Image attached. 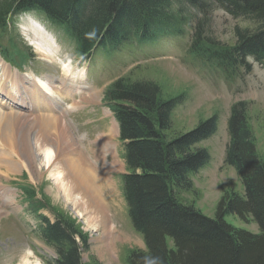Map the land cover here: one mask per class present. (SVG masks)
Returning a JSON list of instances; mask_svg holds the SVG:
<instances>
[{"label":"rangeland","instance_id":"rangeland-1","mask_svg":"<svg viewBox=\"0 0 264 264\" xmlns=\"http://www.w3.org/2000/svg\"><path fill=\"white\" fill-rule=\"evenodd\" d=\"M178 8L174 4L173 12L179 13ZM213 9L205 35L223 46L236 43L237 27L251 30L257 27L252 19L234 18L221 8ZM183 14L178 23L181 31L166 33L157 43L145 47L136 42L125 44L120 51L108 56L97 55L92 62L78 56L74 40L64 29L52 24L43 13L26 12L12 19L11 27L3 32L0 43L8 51L17 49V52L24 55V59L21 62L9 51L15 62L13 66H9L3 63L0 56V125L3 121L13 120V124L20 128V131H13L17 136L10 132L15 137L8 136L11 144L4 142L2 133L0 134V264H47L48 260L56 257L55 251L40 237L38 229L41 221L36 210L52 221L55 213L60 212L81 225L89 235L90 243L89 250L82 252L83 264H129L133 250L146 249L142 234L132 224L124 198L122 174L127 169L123 144L117 130L112 155L104 159L106 164L102 161L96 164L100 169L99 173L106 176L101 182L102 188L99 186V196L103 201V209L98 210L99 212L94 211L97 205L95 195L87 199L72 191L74 201L76 199L72 203L71 199L59 193L50 175L51 167L41 164L43 156H38L39 150L36 149H40L46 143L45 140H50L49 145L56 152L53 165L60 161L64 164L66 161L67 166L62 165L64 168L61 169L66 179L71 180L68 171L70 162L67 159H71L73 153L78 154L76 147V151L71 153V132L83 139L80 142L82 148L78 147L79 154L87 153L93 161V142L98 135L106 134L116 124L114 113L103 100L104 92L111 82L121 76L158 83L163 99L185 96V101L173 111V124L168 132L171 138L194 129L201 121L213 115H218L217 133L198 145L209 149L212 160L192 175L195 192H178L183 201L193 203L207 216L216 218L217 206L223 195L232 188L244 193V185L237 172L225 164L229 141L227 118L234 103H248V122L264 160V69L259 63L253 62L252 71L240 68L237 76L228 77V73L222 68L191 53L196 22L194 16L199 14L192 8H186ZM30 19L41 21L54 37L55 45L52 49L45 45L47 51H50L49 55L35 48L39 41L31 35L33 25ZM11 38H14L15 47L9 45ZM68 68L70 71L73 69L75 74L84 68L89 69L88 78L81 80L82 88L74 95L66 93L60 85L63 69ZM25 74L38 80L51 76L52 80L60 81L52 82L57 83V86L54 84L53 110L43 108L51 103L47 100L50 97L47 96L46 99V95L36 89L34 78L24 83L22 75ZM31 84L34 87L30 88ZM29 97L40 105L19 107L12 103L23 98L30 99ZM73 99L77 100L79 107L72 112L63 111L62 108L67 109ZM45 115L57 118L60 124L58 131L50 128L47 132L41 130L42 117ZM62 129H66L69 136L65 142L59 139ZM104 164L107 170L103 169ZM226 220L236 228L246 229L254 234L260 233L258 224L250 215L241 219L229 214ZM105 243L112 247L109 253L103 248Z\"/></svg>","mask_w":264,"mask_h":264},{"label":"trees","instance_id":"trees-1","mask_svg":"<svg viewBox=\"0 0 264 264\" xmlns=\"http://www.w3.org/2000/svg\"><path fill=\"white\" fill-rule=\"evenodd\" d=\"M174 4L179 13L173 12ZM186 8L199 14L194 16L191 53L222 68L228 77L237 76L240 68L252 71L249 58L264 66V0H0V40L12 16L36 9L66 28L80 55L109 54L131 41L148 46L166 33L181 31L179 17ZM213 8L252 19L257 27H237L236 43L223 46L205 35ZM9 41L15 47L14 38ZM5 48L0 43L6 58L15 63L14 55L23 61L17 49L9 50L11 56ZM105 100L124 143L127 172L122 180L129 215L146 245L132 251L129 264H264V160L248 122V103L231 106L225 152V164L235 169L245 190L232 188L223 195L213 218L178 192L196 191L192 175L212 159L209 149L198 145L217 133L218 115L171 138L173 111L184 95L163 99L158 83L121 77L107 88ZM36 212L40 237L56 253L47 264H83L82 252L90 243L81 225L60 212L54 221ZM229 214L252 216L260 233L234 227L226 220Z\"/></svg>","mask_w":264,"mask_h":264},{"label":"bare ground","instance_id":"bare-ground-1","mask_svg":"<svg viewBox=\"0 0 264 264\" xmlns=\"http://www.w3.org/2000/svg\"><path fill=\"white\" fill-rule=\"evenodd\" d=\"M30 21L33 25L32 30L34 33V37L39 41V43L37 45L35 44L36 45L35 48H37V50L39 52L49 55L50 51L49 52L47 51V48L45 47V45H47V47L50 49H52L54 47L53 46L54 44H52V41H51L53 36L46 30V28L39 21H36L34 19H30ZM3 63H5V62H3ZM7 68H9V67H7ZM64 68H66V67H64ZM85 72H86V68H84L83 71H79V73L75 74L72 71H70V69L68 68V69L64 70V74L60 80L61 82L59 80H56V81L54 79L52 80L51 76L50 77L47 76L44 80H39L38 82L34 77L31 78V76L29 74H25L22 76L24 78L23 79L24 83H26L28 79H33V78L35 79L34 86L36 85V89L38 88V90L41 93H44V96L46 95L45 96L46 99H47V96L50 97L47 100L50 101L51 103L48 102L49 104H46L43 108L53 110V108L55 107L53 105L55 102L54 97H53L54 93H55V90H54L55 89V87H54L55 83L52 84V82H54V81L57 83L60 82V85H62L61 88H63V90H65L66 93H68L70 95H74L80 91V88H82L80 86V84H82V82H81L82 79H84V78L86 79V73L87 72L86 73ZM3 74H5V72ZM34 86L31 84L29 87L32 88ZM31 92H32V89L29 90V94ZM0 93H1V89H0ZM36 96H38V95H36ZM11 97H12V95H11ZM47 100H44V101H47ZM83 100H85V99H83ZM52 101H54L53 104H52ZM12 103L18 104L15 106H19V107L26 106V105L35 106L38 104L37 102L32 101L31 98L30 99H27V98L24 99L23 98V99H20L18 101H14ZM38 105H40V104H38ZM69 107H71V108H68L67 110L64 109L63 111L69 112L71 110V112H72V111L76 110L79 107V105H78V103H76V104L73 103ZM80 107L82 108L83 106L80 105ZM51 110H50V112H51ZM5 119L6 118H4V120ZM56 120H57V118H54L53 116L52 117H50L49 115L43 116L42 117L41 130L44 129L43 131L47 132V129L50 128V130L56 129L58 131V129L60 128V124H59V121L57 120V122H56ZM1 124L4 125V126L0 125V134L2 133L1 135L3 136L2 139L4 142L11 144L9 142L10 140L8 139V136L14 137L13 135L15 133L13 131H15V130L20 131V128L18 129L17 126H15V123L13 124V120H10V121L7 120L5 122L3 121V122H1ZM116 130H117V132H119L117 122H116L114 128L111 127L110 130H108L109 132H107L104 135L100 134L102 136H99V135H98L99 137L97 136V139L93 142V146L91 147V150L94 153L93 161H91L90 158L86 155L87 153L85 154L84 152H81V155L79 154L80 149H78V147L82 148V144H80V142H82L83 139L80 136H77L76 134L71 132V134L73 135V136H71V153L76 151V148L78 150V154H77V152L73 153L74 156L71 154V159H67L70 162V163H68V171L70 173L69 175L71 177L70 178L71 180L66 179L65 174H64L63 170L61 169V167L64 168L65 166H67V163L65 164L66 161L64 162L65 165L61 161L59 163H56L53 165V161L55 159L56 152L52 148V146L49 145L50 140H45L47 144L44 142V144L40 147V149H39V147L36 146L37 147L36 149L39 150V152L37 153L38 156H41V157L43 156V161L41 164H43V166L44 167L46 166L47 168L51 167V170H50L51 174L50 175H51L52 179L54 180L55 184L57 185L56 187L58 189V192L62 193V195L65 196L67 199H71L72 203L76 201V199L74 201L75 195L72 191L77 192V196H79V197L84 196L87 199H89L88 197H93L95 195L96 196L95 198L97 199L96 200L97 205L94 208V211H98V210L100 211L103 209V205H102L103 201L99 196V194H101L99 189L101 187L100 185H102L101 182H103V179H105L106 176L103 177L99 173L100 169L97 167L96 164H98L100 161L105 163L106 161L104 159L107 156L112 155V153H113V141L115 139L114 137H115V131ZM65 131L67 132L66 129H62L61 130L62 135H59V139L61 142L67 141V139L69 137ZM10 132L11 133L13 132L12 133L13 135H11ZM49 133H50L49 134V137H50L51 132H49ZM69 140H70V138H69ZM22 143L23 142H21V144ZM2 145H4V144H2ZM16 149H18V148H16ZM1 163L5 164V165H9L6 162H1ZM105 164H104L103 169L107 170V169H105ZM104 170H103V172H104ZM67 181L70 183H68ZM70 188H71V191H70ZM70 196H71V198H69ZM104 246L105 247H103V248L106 249L105 251L107 253H109L110 248H112V247H110L111 245H109L108 243H105Z\"/></svg>","mask_w":264,"mask_h":264}]
</instances>
